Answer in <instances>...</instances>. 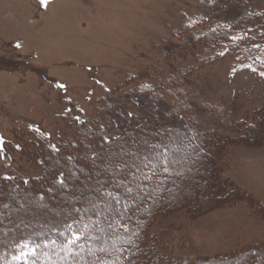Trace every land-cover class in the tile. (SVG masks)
I'll return each instance as SVG.
<instances>
[{
	"label": "rangeland",
	"instance_id": "obj_1",
	"mask_svg": "<svg viewBox=\"0 0 264 264\" xmlns=\"http://www.w3.org/2000/svg\"><path fill=\"white\" fill-rule=\"evenodd\" d=\"M227 2L47 0L42 4L41 0H0V174L25 167L11 162L13 157L8 152L10 144L20 142L22 129L36 128L40 135L51 138L49 143L54 149L66 144L76 156L84 148L83 136L73 139L70 145L66 142L80 128L77 116L85 117L86 125L93 126V131L88 128L93 138L96 131L120 134L124 130L123 140L136 144L139 134L152 128L139 122H150L152 116L163 119L161 108H179L180 102H173L165 93L156 99L141 94L125 110L112 107L105 111L115 121L104 123L102 117L95 115L96 106L103 104L100 98L142 71H149L148 77L158 76H152L153 80L162 78L159 82L164 87L169 85L167 80L172 74L179 75L185 80L182 97L200 98L207 104L205 108L182 110L183 117L190 124L196 120V128L239 141L218 146L219 153L213 161L219 180L232 193L214 206L207 205L204 200L214 197L212 188L198 179L209 180L210 161L203 158L197 164V156L183 150L186 170L200 173L194 174L196 186L188 194L200 211L191 214L192 210L183 208L166 218L159 217L152 228L169 254L178 258L199 260L264 250V167L259 163L264 158V70L253 69L252 60L239 56L202 65L203 61L200 64L173 52V47L183 44L176 39L180 33L190 39L192 34L188 33L191 30L186 31L187 27ZM252 3L255 11L264 10V0ZM261 54L257 52L256 56ZM143 102L152 107L140 111ZM186 114L195 120L186 118ZM96 117L101 120L97 127L93 123ZM254 132L257 141L245 140ZM2 136L9 142L4 149ZM2 155L8 161H3ZM73 162L78 160L69 161L67 164L72 165L68 168L76 173ZM244 172L252 176L247 178ZM79 177L84 175L79 173ZM93 177L90 180L96 183V175ZM42 186L47 198L69 189L68 184L57 191L52 190L53 186ZM140 198L137 194L135 200ZM31 202L40 208L49 203L34 196ZM0 210L7 214V209Z\"/></svg>",
	"mask_w": 264,
	"mask_h": 264
},
{
	"label": "trees",
	"instance_id": "obj_2",
	"mask_svg": "<svg viewBox=\"0 0 264 264\" xmlns=\"http://www.w3.org/2000/svg\"><path fill=\"white\" fill-rule=\"evenodd\" d=\"M252 1L223 3L187 27L186 31H192H188L192 34L190 39L180 33L176 39L183 44L173 47V52L200 64L203 61L202 65L239 56L252 60L253 69L264 70V10L255 11ZM229 3L233 5L227 8ZM257 52L263 54L256 56ZM149 73L131 75L122 86L100 98L103 104L95 108V115L107 123L115 121L105 114L107 111L112 107L125 110L141 94L156 99L165 93L173 102H180L179 108H161L163 119L152 116L150 122L140 120L139 123H148L152 128L148 133L139 134L136 144L123 140L124 130L120 134L96 131L93 138L94 128L87 126L88 120L82 116L76 117L80 128L66 142L70 145L83 136L84 148L76 156L66 144L62 149H54L49 143L51 138L40 135L36 128L20 130V142L10 144L8 152L13 157L11 162L25 167L0 174V208L7 209L5 215L0 210V264H264L263 249L197 260L174 257L158 239L152 227L159 217L166 218L183 208L192 210L191 214L200 211L194 198L188 199L189 190L195 189L194 174L197 173L186 170L183 150L197 156L195 163L203 158L210 161L209 180L198 181L211 186L216 205L232 193L219 180V171L213 162L219 153L217 147L239 141L232 136L203 131L196 128L193 116L186 114V118L195 120L191 124L183 117L182 110L207 107L205 100L187 95L189 102L182 97L184 78L172 74L166 88L159 82L162 78L153 80L152 76H158L148 77ZM140 105L143 112L152 107L144 102ZM175 113L182 116L174 117ZM93 123L97 127L101 120L96 117ZM255 133L248 134L245 140L254 139ZM95 139L99 142L91 143ZM1 143L3 149L9 144L4 136ZM5 156L1 158L8 161ZM73 160H78L73 162L78 169L76 173L68 168L72 164H67ZM79 173L84 177H79ZM93 175L96 183L90 180ZM41 185L53 186V191L63 185L69 189L47 198ZM129 188L131 192L127 191ZM216 190H221V195L215 196ZM107 192L114 196L106 195ZM137 194L141 196L139 201L135 200ZM32 196L49 203L40 208L31 202Z\"/></svg>",
	"mask_w": 264,
	"mask_h": 264
},
{
	"label": "bare ground",
	"instance_id": "obj_3",
	"mask_svg": "<svg viewBox=\"0 0 264 264\" xmlns=\"http://www.w3.org/2000/svg\"><path fill=\"white\" fill-rule=\"evenodd\" d=\"M252 140H255V141H257V139H253V138H251ZM254 162H255V160H254ZM259 163H261V165H263V167H264V158L261 160L260 159V161H259ZM252 171H254V170H251L250 169V172H252ZM244 174H245V176L248 178H250V176H252V174L249 176H247V174L244 172ZM251 181L253 182V178H251ZM254 184V183H253ZM246 187V186H245ZM251 192V194H253V196H256V194L255 193H253L252 191H250ZM257 197V196H256ZM206 203L208 204V205H212V206H214L215 205V200L213 199V198H211L210 200H206Z\"/></svg>",
	"mask_w": 264,
	"mask_h": 264
},
{
	"label": "snow or ice",
	"instance_id": "obj_4",
	"mask_svg": "<svg viewBox=\"0 0 264 264\" xmlns=\"http://www.w3.org/2000/svg\"><path fill=\"white\" fill-rule=\"evenodd\" d=\"M41 3H42V4H46V3H47V0H41ZM60 87H63V85H61ZM143 87H144V88H149V89H150V88H151V85H143ZM151 147H152V148H156L157 145H151ZM165 170H167V169H165ZM62 183H63V182H62ZM127 191H128V192H131V189L129 188V189H127ZM106 195H108V196H114V194H113L112 192H107Z\"/></svg>",
	"mask_w": 264,
	"mask_h": 264
}]
</instances>
